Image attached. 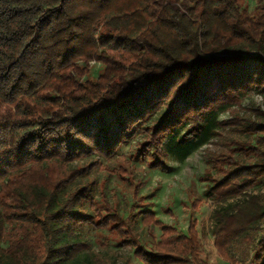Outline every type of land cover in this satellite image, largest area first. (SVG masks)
<instances>
[{
	"label": "trees",
	"instance_id": "trees-1",
	"mask_svg": "<svg viewBox=\"0 0 264 264\" xmlns=\"http://www.w3.org/2000/svg\"><path fill=\"white\" fill-rule=\"evenodd\" d=\"M254 95L264 0H0V264H210L197 218L159 219L136 170L168 171L224 133L199 177L207 200L239 198L213 212L214 246L227 264H264ZM96 172L120 182L127 212ZM92 233L131 253L93 248Z\"/></svg>",
	"mask_w": 264,
	"mask_h": 264
},
{
	"label": "rangeland",
	"instance_id": "rangeland-1",
	"mask_svg": "<svg viewBox=\"0 0 264 264\" xmlns=\"http://www.w3.org/2000/svg\"><path fill=\"white\" fill-rule=\"evenodd\" d=\"M243 2L251 10H255L259 5V0H243ZM243 106L245 108L259 106L264 109V98L260 95H254L251 99L246 100ZM229 117L228 114H224L221 118L228 119ZM230 138H232L230 133H224V136L202 146L186 160L182 162L171 160L168 163V171L151 170L142 163L137 164L136 170V179L143 183L141 192L147 197L149 207L156 212L159 219L185 230L189 218L191 216L197 218L201 247L210 264H227L214 246L212 214L220 205L237 201L239 198L230 199L222 204L207 200L203 195L205 185L199 180V177L205 171V160L208 156L211 153L226 150L225 142ZM94 176L98 178L101 184L105 185L108 200L117 199L120 211L127 212L128 200L121 190L120 182L103 172H96ZM114 192L115 197L113 196ZM252 193L264 194V184L256 187ZM196 200L200 201H197V208H194L193 203ZM87 237L95 249L100 248L98 239L107 238V242L112 245L111 248L118 255L131 253L130 248L116 247L114 237L110 234L99 233L96 236L92 233L87 234Z\"/></svg>",
	"mask_w": 264,
	"mask_h": 264
}]
</instances>
